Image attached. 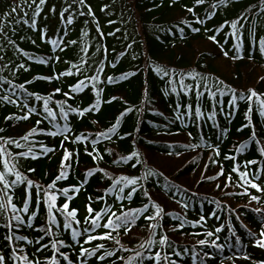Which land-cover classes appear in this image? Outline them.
Returning a JSON list of instances; mask_svg holds the SVG:
<instances>
[{"label":"trees","instance_id":"16d2710c","mask_svg":"<svg viewBox=\"0 0 264 264\" xmlns=\"http://www.w3.org/2000/svg\"><path fill=\"white\" fill-rule=\"evenodd\" d=\"M36 3L38 4L39 0H36ZM87 3L91 5L95 13L94 17L79 15V11L86 13L87 8H80L78 4L73 3V0H47L46 4L41 6L40 15L36 17L35 27L31 26L32 14L36 7V4H32V0L26 3L23 9L21 3L15 4L14 6L19 5L17 11L7 17L5 13L0 12V25L3 26V33H0V48H2L0 57H3L0 59V96L9 95V89L16 93L12 96L14 103L0 100V128L4 129L0 136L19 140L33 126L46 131L53 127L49 120L35 113L29 120L19 119L27 111V109L21 111L25 103L42 113L43 101H37L34 96L25 101L26 93L18 86L24 84L29 93L34 92L41 96H47L56 87L69 91L70 86L77 81L76 76L61 77L53 81L35 79V77L56 75L67 70L70 65L66 61L78 63L79 49L87 43L89 59L88 65L83 66L86 69L84 75H96L94 69L99 67V62L103 60L104 67L99 80L86 81L88 87L78 94H73L72 99L60 93L55 94L49 106L57 113L59 109L56 107V101L67 100V103L73 107H88L95 99L92 83L96 84L97 89L103 90L101 96L104 101L113 96L118 99L112 103H102L99 111L87 113L83 117L69 113L68 120L64 121L59 115L57 116L56 123L60 126L67 123L73 137L81 134L88 137L87 140L64 141V147L74 153L73 167L69 170L67 179L57 182V189L79 185L87 169H93L94 172L88 177L78 194L69 193L74 197L70 202V208L78 209V219L81 221L80 225H74V227L82 230L87 226L84 224V218L86 205L89 203L97 211L110 208L119 215L120 212H126L129 209L142 208L148 202L139 185H137V193L131 200L117 199L118 188L122 185L116 186V192L111 191L112 180L121 176L142 175L143 168L140 165L132 167V161L119 159L135 149L141 153L142 158L146 159L153 171L162 173L141 183L149 190L153 201L164 209V214L159 219L161 227L156 229L155 238L158 240L161 234L168 236L172 247H165L164 251L176 261V264H259L260 261H264V248L255 246V240L249 234V230L252 234H258L264 229V214L255 211L256 208L264 209V193L249 188L250 194H243L244 189L236 183L239 181V176L231 173L234 164H239L241 171H248L251 177L252 173L259 171L260 165L264 164V157L260 155L257 144L249 140L253 129L244 127L249 123L245 115L248 104L240 101L238 110L229 109L231 93L223 97L217 95L216 99L222 102L223 110L220 105H217L215 108L217 117L214 121L205 116L204 119L194 122V115L192 118L182 116L177 120L175 119L177 103L187 105L191 102L194 113L195 91L187 95L181 91L178 96L170 92L171 86L167 83L169 77L162 78L152 70L159 64L175 69L177 73L198 72L208 78L210 85L218 78L224 82V85L236 90L238 94L247 93L248 89H255L264 99V79H261L264 74L253 84L248 77L252 65L264 68V54L259 51V42L264 39V13L260 11V0H231L228 6L221 5L217 8L211 7L217 3V0H205V3L200 5H196L195 0H121V3L120 0H87ZM29 4L32 6L29 7ZM69 4L72 7L65 13L62 20L59 13ZM5 6V3L0 4V10H3ZM52 6L56 7V13L50 11ZM11 8L7 10L11 11ZM187 8H194V13L188 12ZM25 12L28 13L27 16L24 15ZM210 13L214 15L209 18ZM69 16L73 17V22L70 24L67 22ZM197 17L205 22L197 23ZM240 17L243 18L240 19L237 34L234 36L230 22ZM17 20L20 22L17 23ZM24 20H28V23H24ZM97 27L103 32V36L98 34ZM181 28L184 29L183 33L180 32ZM195 28H199L200 31H194ZM44 29H48L47 40L41 39ZM65 30L66 36L63 35ZM84 31L88 32L87 36L83 35ZM210 35H216L220 43L209 40ZM8 38L15 42V46L8 42ZM33 39L36 41L35 44L31 42ZM51 39H63L65 43L69 40H77L78 44L69 46L66 52H61L59 48H53L47 42ZM198 40H209L212 50L188 55L193 49V42ZM128 45H131V48ZM220 45H223V50ZM98 46L102 49L99 53L95 51ZM105 47L107 58L103 52ZM17 48L28 55H23V52L18 51ZM224 51L229 53L228 57L224 56ZM57 55L60 56V61L54 60ZM237 55L243 56V59L231 58ZM29 57L44 58L49 63L41 64ZM222 59L233 65L229 76L215 67L216 60ZM19 64H24L28 70L17 71ZM113 64L115 67L112 66ZM72 71L75 72V69ZM133 72L136 73L134 76L131 75ZM123 73H129L128 79L107 83L108 77H121ZM79 78L84 77L82 75ZM5 81H11V84ZM26 81H32V83L29 84ZM185 83L195 85V81L191 78H186ZM145 89H147L146 93ZM201 90L203 91L202 87ZM213 90L215 91L214 88ZM145 99L150 103L143 104L142 101ZM125 101L127 104L124 103ZM200 103L202 111L207 113L212 110V105L216 101L205 92ZM126 106H133V112L121 120L117 134L111 140L104 138L97 140L95 148L103 155V159L98 162L93 161L86 154L85 149L92 151V139L95 138V133L110 127ZM135 109H142V111L137 112ZM180 111L183 112L184 109L181 108ZM229 111L233 113L230 118L227 116ZM9 115L17 118L8 121L5 117ZM38 119L42 120V123L36 125ZM251 122L255 126L258 139L264 143V116L258 114L255 106L251 113ZM189 133L192 134L191 137ZM121 136L124 138L120 139ZM61 141L62 137L49 136L46 132L35 134L29 138L28 142L21 140L22 145L32 146L37 154L41 152V144L54 148L55 151L46 156L39 155L37 159L21 158L18 164L19 171L37 184L51 183L59 171L63 152L60 147ZM245 141L248 143L245 151L236 152L235 147ZM189 143H199L201 147L197 149L182 147ZM209 144L219 146L220 156H214L212 149L207 147ZM7 147L13 153L28 151L27 146L19 149L15 145ZM170 152L172 155H169ZM225 155H235L236 160H225ZM157 157L169 160L185 159V162L179 166L163 167L155 163L154 159ZM210 157L216 159L218 163H211ZM246 160H257L260 163L249 165L245 169L243 164ZM205 165L208 167L205 168ZM221 165L225 175L215 180L202 179V175L215 176L220 171ZM29 168H34L36 171L28 172ZM99 169L104 171L101 172ZM229 173L232 174L233 183L225 188L223 185ZM12 178L14 177H10ZM257 182L264 187V173H261V178ZM169 183L175 186L171 190L167 187ZM217 184L221 187L217 188ZM128 191L130 188H125V193ZM251 195L259 196V203L251 200ZM98 196H103L104 199L99 200ZM89 197H92L91 201ZM23 198L24 186H20L14 198L18 207H22ZM65 201L64 196H59L56 202L57 207ZM35 202L36 194L33 189L31 209H35ZM185 203L188 204L187 208L183 207ZM212 213L216 215L213 216ZM152 214L154 209L149 205L144 216ZM21 215L24 214L21 213ZM46 215V206L41 201L37 219L33 222L35 227L25 226L17 234L32 240L37 239L41 233L35 229L44 225ZM144 216L138 218L131 230V232L141 230L139 237H132L130 232L126 233L124 229H120L118 233L112 232L113 239L84 244V247L94 248L102 243L104 248L96 256L81 257L80 244L72 240L70 230L64 231L60 239L71 246L64 247L61 251L69 255L73 264H81L83 260H86V264H125L129 257L135 256L136 251L144 253L145 259L142 264H155L154 261L148 260L147 256L154 255L155 252L161 251V248L159 245L149 248L145 244V241L151 238V233L147 228L149 221ZM201 216L207 219V223L203 221L194 223L199 221ZM58 219L61 220L60 230L63 231V218L58 215ZM181 221L184 222L183 228L179 227ZM104 222L106 218L101 221V225ZM174 226H176L175 229ZM217 227L223 229L217 233L219 239L216 240L217 245H223L222 248L212 246L211 241L215 240L216 236L206 235L208 231L215 233ZM5 231L6 229L0 227V249H3L6 243L3 239ZM104 231L109 230L100 227L94 234L99 235ZM85 238H81V243ZM201 239H206L209 243L199 245L197 242ZM116 240L120 241L119 245L115 243ZM141 244H145L144 249L140 248ZM16 246L25 248L32 259L39 257L45 260L53 254L49 249L37 253L36 248L39 245H28L26 241H21ZM105 249L115 250V255L101 261L98 257ZM8 251L5 250V255ZM174 252H179L180 255L176 256ZM245 256L249 259H245ZM120 257L124 259L121 260ZM9 264L14 262L10 260ZM62 264L67 262L62 261Z\"/></svg>","mask_w":264,"mask_h":264},{"label":"snow or ice","instance_id":"6c2138e0","mask_svg":"<svg viewBox=\"0 0 264 264\" xmlns=\"http://www.w3.org/2000/svg\"><path fill=\"white\" fill-rule=\"evenodd\" d=\"M27 2V0H25ZM47 0H39V3H36V0H32V4H36V7L32 14V27L36 26V17L40 15L42 11L43 5H45ZM231 2V0H217V3L211 5L212 8H217L221 5L228 6V4ZM73 3L78 4L80 8H87V12L79 11V15L84 16H95V13L91 7L90 4L87 3V0H73ZM196 5H200L205 3V0H195ZM32 4H29L28 6L31 7ZM260 11L261 13H264V0H260ZM17 6H13L11 8V11L9 13H5V16H9L12 13H15L17 11ZM72 7L71 4H69L67 7L63 8V10L59 13L61 19H64L65 13L69 11V9ZM107 6H105L106 8ZM52 13H56V7L52 6L50 9ZM187 11L190 13H194V8H187ZM25 16L28 15L27 12L24 13ZM211 15H214V13L209 14V18ZM243 17H240L236 20H233L230 22V26L233 29L232 35H236L237 25L240 22V19ZM20 20H17V23H19ZM67 22L70 24L73 22V17L69 16L67 18ZM197 23L203 24L205 21L203 19H200L197 17L196 20ZM24 23H28V20H24ZM98 23V22H97ZM227 23V22H226ZM67 26H65L66 28ZM194 31L199 32V28L193 29ZM184 29L181 28L180 32L183 33ZM97 32L100 36H103V32L100 31L99 27H97ZM0 33H3V26L0 25ZM64 36L67 35V31L63 33ZM84 36L88 35L87 31H84ZM48 36V29H44L41 33V39L47 40ZM209 40L219 44L220 42L217 40L216 35H210L208 37ZM8 42L10 44H13L15 46V42L12 41L10 38H8ZM33 44L36 43V41L33 39L31 41ZM49 42L53 48H59L61 52H66L67 48L69 46H75L78 44L77 40H69L67 43L63 39H51ZM129 48H131V45H128ZM221 49L223 50V45H220ZM239 50V45L236 46ZM2 50V48H0ZM18 51L23 52L22 49L17 48ZM97 53L101 52L102 49L98 46L95 50ZM259 51L261 54H264V39H261L259 42ZM103 52L105 54V58H107V48L105 47L103 49ZM224 56L228 57L229 53L227 51H224ZM23 55L27 56L28 53L23 52ZM78 63H73L72 61H66L70 65V67L60 72L56 75H49V76H37L35 79H43L46 81H53V80H59L61 77H67V76H76L77 81L73 85L70 86L69 91H63L62 88L56 87L53 89L52 93L48 94L47 96H41L36 93H29L27 89L25 88L24 84H20L18 88L26 93V96L24 97L25 101L30 99L31 97H35L37 101H43V111L42 113L39 112L36 108L29 107L27 103L24 104V106L21 108V111H24V109H27L24 115L20 116V120H29L31 119L32 115L35 113L37 115H40L43 117V119L49 120V122L53 125L52 128L48 129L47 131L43 128H38L36 126H33L28 130V132L21 136L19 140L12 138V137H5L0 136V165H2V168H0V227L6 229L4 233V241L6 242L3 249H0V264H9V261L11 260L14 262V264H62V261H66L67 264H73V261L70 259L69 255L65 252L61 251L64 247H70L71 245L66 244V242L63 239H60V237L63 235L64 231L71 232L72 240L75 241V243L80 244V256L84 257H92L96 256L97 253L104 248V245L97 244L94 248H87L84 247V244H91L93 241L97 240H108L113 239L112 232H119L120 229H124L126 233L131 232L132 227L135 226L136 221L139 217L144 216V214L148 211L149 205L154 209V214L144 216V218L149 221L147 224V228L149 229L151 233V238L145 241V244L147 246L153 247L155 245H159L161 248V251L155 252L154 255L147 256L148 260H152L155 262V264H176V261L171 259V256L164 251L165 247L171 248L172 244L169 242L168 236L166 234H161L159 239L157 240L156 237V229L161 227L159 223V219L164 214V209L156 202L153 201L152 196L147 188L144 187V185L141 183V181H147L150 177L155 175H162V173H157L153 171L150 166L148 165L145 158H142L141 153L135 149H133L128 155L121 156L119 159L122 161H132V167H136L137 165H140L143 168V172L141 176H121L118 179L112 180V186L111 191L116 192V186L122 185L118 188L117 193V199L123 200L128 199L131 200L132 196L137 193L138 188L137 185H139V188L142 189L143 195L147 198V203L143 205L142 208L137 209H129L126 212H120L119 215H117L116 212L112 211L110 208H102L99 211L95 210L92 207V204L89 203L86 205V216L84 218V224L87 225L82 230L78 227H74V225H80L81 221L78 219V209L70 208V202L74 198L73 196L69 195V193H75L78 194L83 185L87 182L88 177L94 174L93 169H87L84 173V179L80 181L79 185H72L68 188H60L57 189L56 185L58 181L65 180L68 177L69 170L73 167V156L74 153L72 151H69L66 147H64V141L74 140V141H81V140H87L88 137L81 134L72 136L69 125L65 123L63 126H60L56 123L57 116L67 121L69 117V113H75L80 117H83L85 114L93 112V111H99L102 103H112L113 101L117 100L118 98L113 96L107 101H104L101 96L102 89H97L96 84L92 83V89L95 92V99L92 104H90L88 107H73L71 104L67 103V100L64 101H56V107L59 109V112H55L52 107L49 106L50 101H52V98L55 94L60 93L64 97H67L69 99L74 98L73 94H78L82 92L85 88L88 87V84L86 81L89 82H95L99 80L100 74L103 71L104 62L101 60L100 66L96 67L94 71L96 72V75H84L86 69L83 66L88 65V59H89V46L87 43L84 44L83 47L79 49L78 52ZM232 59H243V56L237 55L234 57H231ZM0 59H3V57H0ZM29 59H34L38 63L41 64H47L49 63L48 60L44 58H36V57H29ZM55 61H60V56L57 55L54 57ZM115 67V64L112 65ZM151 67V66H150ZM25 70L28 69L25 68L24 64H19L17 66V71L19 70ZM72 69H75V72L72 71ZM156 72V74L163 77H169L167 83L171 86L170 92L176 93L178 96L180 95L181 91L187 95L189 93H192L195 91V110L193 113V104L190 102L187 105H182L180 103H177L176 105V116L175 119L179 120L182 116H187L189 118H192L193 115L195 117L194 122H198L199 120L204 119L205 116L209 120H215L217 117V112L215 111V108L217 105H220L221 110H223V105L220 100H217V95L220 97L225 96L228 93H231V101L228 104L229 109L238 110L239 108V102L244 101L248 104V109L246 112V118L248 119L249 123L245 124L244 127H251L252 133L249 137V140L255 142L258 146V151L262 157H264V143L261 142L260 139L257 137V133L255 131V126L251 122V113L253 111V106H255L256 111L259 115L264 116V99L261 98L262 94L257 93L255 89H248L247 93H237L236 90L229 88L227 85H224V82L219 80L218 78L211 83V85L208 82V78L203 76L201 73L198 72H180L177 73L175 69H169L164 66H161L159 64L155 65L154 68H152ZM136 73L133 72L131 75H135ZM83 75V79H80L79 77ZM129 73H123L121 77H108L107 83H115L118 82L121 79H128ZM191 78L193 81H195V85L193 84H186L185 79ZM261 79H264V77H261ZM6 83L11 84V81H5ZM201 82L203 84L201 85ZM26 83H32V81H26ZM101 83H104V81H101ZM13 87H16L13 85ZM201 87L203 88V91L201 90ZM215 89V91L213 90ZM145 93L147 92V89L144 90ZM207 92L211 99L216 101L215 104L212 105V110L205 113L202 111V105L200 103L201 97L204 95V93ZM16 95L15 92H12L11 89H9V95L0 96V100H3L7 103H14L15 101L12 100V96ZM127 104V102H124ZM143 104L150 103L149 100L145 99L142 101ZM20 106L19 104L17 105ZM183 108L184 111L181 112L180 109ZM134 107L133 106H126L118 115L115 122L108 127L104 131H100L95 133V138L92 139L93 148L92 151H88L87 148L85 149L86 154L90 156L93 161L98 162L99 160L103 159V155L95 148V144L98 139L104 138L111 140L114 135L117 134V129L120 126L121 120L127 117V115L131 112H133ZM137 112L142 111V109H135ZM232 111H229L227 113V116L230 118L232 116ZM14 115H9L5 117L6 120L11 121L16 119ZM42 123V120L38 119L36 121V125H39ZM243 129H241L242 131ZM4 129L0 128V133H2ZM49 136H60L62 137V141L60 144L62 152V157L59 164V171L58 174L54 177L53 181L51 183H48L47 185H40L35 183L32 179L28 178L27 175L19 171L18 164L19 160L21 158L27 159L31 157L32 159L39 158V155H48L49 153H52L55 151L54 148L48 147L46 145L41 144V152L39 154L35 153L33 151V147L30 145H22L20 141L28 142L29 138L34 136L37 133H45ZM129 135H131L129 133ZM191 137V133L188 134ZM124 137L121 136L120 139H123ZM135 143V141H134ZM8 145H15L16 148H21L24 146L28 147V151H18L13 153L9 150L7 147ZM248 143L247 141L242 142L241 144L237 145L235 147V151L238 153H243L245 149L247 148ZM182 147L185 149H197L201 147V144L199 143H189L185 144ZM208 148L212 149L213 154L215 157L220 156V149L218 145H207ZM110 151V150H106ZM177 155L179 153H176ZM169 155H172L170 152ZM225 160H236L235 155H225ZM211 163L215 164L218 163V161L214 158L210 157ZM118 162V161H114ZM260 163L257 160H246L243 164V167L247 169L249 165H256ZM208 165H205V168H207ZM28 172H35L36 170L34 168H29L27 170ZM99 171L103 172V169H99ZM231 173H236L239 176V181L236 183L244 189L243 194H250L249 188L255 189L257 192L264 193V187L261 186L260 183L257 181L261 178V173H264V164L260 165V170L257 172L252 173L251 177L249 176L248 171H241V165L234 164V166L231 169ZM229 173L226 177L224 187L227 188L231 183H233V177L232 174ZM105 175L107 173L105 172ZM225 175L223 166L221 165L220 171L215 176H206L202 175V179L204 180H215L219 176ZM10 177H14L10 179ZM24 186V198H23V205L22 207H18L17 204L14 202V198L16 196V190L18 187ZM169 189L175 187L173 184L169 183L167 185ZM217 188H220L221 185L217 184ZM125 188H130V191L125 193ZM33 189H35L36 194V202H35V209H31L32 205V197H33ZM178 190V189H177ZM108 191L107 189L105 190ZM59 196H64L66 198V201L57 207V200ZM251 200L257 201L259 203L260 197L256 195L250 196ZM89 201L92 200V197L88 198ZM97 199L103 200V196H98ZM41 201H43V204L46 206V217H45V223L42 227L36 228L35 230L38 233H41L37 237V239L32 240L29 239L27 236L18 235L17 233L23 228V227H29L33 228L35 227L34 221L37 219L38 211L41 206ZM219 206V205H218ZM184 208L188 207V204H183ZM256 212L264 214V209L256 208ZM23 213L24 215H21ZM59 217L63 218L62 223V229L61 231V220L58 219ZM213 216H215V213H212ZM101 225V221L105 220ZM178 218V217H177ZM179 219V218H178ZM200 221H203L205 224L207 223V219L204 216H201L199 218V221H196L194 223H200ZM184 222L181 221L179 224L180 228H183ZM103 227L106 230L103 233L96 235L94 234L97 230V228ZM176 226H174L175 229ZM55 229V230H54ZM223 229L222 227H217L215 230V233L212 231H208L206 235L208 237L216 236L215 240L211 241L212 246H215L217 248H222L223 245H217L216 240L219 239V236L217 233L221 232ZM198 234V233H197ZM249 234L253 236V239L255 240V246L264 248V229H262L258 234H252L249 230ZM233 236H235V232H233ZM86 237L83 240V243H81V238ZM47 238V242H45ZM26 241L28 245L37 246L36 252L40 253L45 251L46 249H49L52 251V256L47 257L45 260L39 259L37 257L36 259L30 258L29 254L27 253L25 248H18L16 245L21 242ZM115 243L117 245L120 244L119 240H116ZM199 245H207L209 243L206 239L198 240L197 242ZM145 244H141L140 248L144 249ZM5 250H9L8 254L5 255ZM176 256H179V252L173 253ZM115 250L109 251L104 250L103 254L98 257L99 260L103 261L106 257L114 256ZM205 256H207V253H205ZM59 257V258H58ZM137 258H139V261H137ZM245 259H249V257L245 256ZM121 260H123V257H120ZM145 259L144 253L142 251H136L134 257H129L127 261H125V264H142V261ZM81 264H86V260H83ZM259 264H264V261H260Z\"/></svg>","mask_w":264,"mask_h":264},{"label":"rangeland","instance_id":"374dc122","mask_svg":"<svg viewBox=\"0 0 264 264\" xmlns=\"http://www.w3.org/2000/svg\"><path fill=\"white\" fill-rule=\"evenodd\" d=\"M3 1L7 2V0H0V4H2ZM15 1L16 0H12L13 4L15 3ZM21 3L25 4V2L23 0H21ZM120 3H121V0H120ZM22 8H23V6H22ZM211 45L212 44L209 40L195 41L192 44L193 49H191L189 51L188 55L195 54V53L197 54V52H200V51L212 50ZM196 61L197 60H195V62ZM232 66H233L232 63L228 62L225 59L216 60V62H215L216 69H218L221 73L225 74L226 76H229L230 73L232 72V70H233ZM262 74H264V68L263 67L252 65L248 77H249V80L251 81V83L253 84L256 82V79H259L260 76H262ZM154 161L157 165L166 167V166H170V165L179 166L185 162V159H183V160H180V159L169 160V159H166L163 157H157L156 159H154ZM141 233H142L141 230H134V231L130 232L129 234L132 237H134V236L139 237L141 235Z\"/></svg>","mask_w":264,"mask_h":264}]
</instances>
